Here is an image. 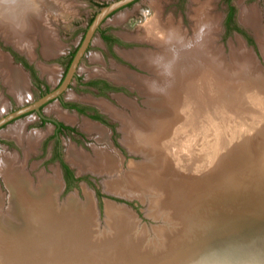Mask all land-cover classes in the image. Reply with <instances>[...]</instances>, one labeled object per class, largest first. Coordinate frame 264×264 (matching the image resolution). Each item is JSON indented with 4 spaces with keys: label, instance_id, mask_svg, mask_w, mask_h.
I'll return each mask as SVG.
<instances>
[{
    "label": "bare ground",
    "instance_id": "1",
    "mask_svg": "<svg viewBox=\"0 0 264 264\" xmlns=\"http://www.w3.org/2000/svg\"><path fill=\"white\" fill-rule=\"evenodd\" d=\"M40 1H42L40 17L32 20L31 30L27 33V40L31 43L25 45L24 37L14 38L5 32L7 40L29 57L34 56L36 37L43 42L42 49L49 56L59 53L62 49V44L56 40L57 30L50 25L51 23L49 24L47 18L43 17L44 7L53 9L52 6L58 5L60 0ZM192 1L198 6L191 8L193 13L190 16L192 23L190 27H183L181 21L174 25L171 18L166 24H162L160 15L157 14L155 21L153 19V27L161 26L164 33H155L154 37L141 36L139 33L134 36L136 39L149 42L155 48L124 52L127 58L144 69L148 68L146 70L149 71V76L130 72L123 67H119L116 73L110 74H107L105 69H95L96 74H107L115 81L126 82L139 89L140 93H144V90L151 96L155 94V97L145 100V103L149 104V109L140 108L134 102L126 103L128 100L125 99L123 106L130 110L129 113L123 108L112 107L100 99L81 98L72 92L68 95L73 99L93 101L119 120L120 130L126 138L125 144L133 153H140L145 158L140 162L131 161L130 169L122 172V158H118L108 150L96 147L95 154L91 155L75 150L71 145L68 159L80 172L89 169L108 176L104 185L108 191L111 189L141 197L146 201L148 195H152L151 189L162 190L160 192L164 197L160 204L174 206L176 215H181L187 224L185 226H189L190 231L185 235L187 237L184 244L190 242L193 249H198L210 241L214 246L215 240L210 237L226 234V249L222 253L219 252L220 257L215 260L219 264L221 262L246 264V257L251 253V249L248 248V229L245 230L246 221L236 213L248 212L249 203L264 201V93L257 88L263 86V81L257 78L254 80V86L251 85L253 87L239 81L247 78L249 69L259 70L251 48L247 47L241 36H237L238 41H229L231 53H225L223 44L218 43L221 14L210 12L209 15L206 13L203 16L206 12V2L200 4L199 0ZM239 3L240 20L255 32L264 54V37L259 22L262 11H258L259 8L256 6L244 5L243 1ZM28 8V0H19L20 13L26 12ZM121 19L119 18L120 21ZM201 25L211 29L205 44H202L200 38L194 34ZM174 31L178 32L173 33ZM0 54H6L11 58L9 52L0 51ZM99 58V56L95 57L94 60L99 61ZM157 58H162L163 63L172 65L173 75L166 76L153 66L152 62ZM3 62L0 59V82L6 85L19 100H25L31 94L26 73L13 67L7 72ZM39 68L49 79L54 78L58 73L55 66L52 68L39 66ZM154 84L162 91H154ZM5 102L6 100L2 102L3 106ZM46 112L72 124L80 122V126L89 133H97L100 141L106 135L107 130L104 126L87 121L86 118H79L62 109L58 103L49 105ZM33 119L34 116L21 120L6 131H9L8 137L15 138L22 146L24 158L12 157L8 153L0 154V160L6 165L0 166V174L3 175L10 191L8 207H5L3 194H0V264H16V259L21 260L23 256L32 252L36 259L31 260V263L50 262V258H53L52 252L57 249V245H66L67 242L72 245L77 244L74 249L71 247V252L74 251L75 255H81V249L88 250L92 247L89 234L93 225V213L95 215L96 210L92 194L87 195L86 203L81 206L72 195L68 200H64L63 204L59 203L58 193L61 189L59 169H56L52 175L39 173L37 181L26 169L25 160L37 152L47 132L38 129L29 131L27 127ZM188 124H191L188 129L193 132L194 137L186 145L190 146L192 143L193 149L198 148L194 158L201 162L189 173L191 174L188 175L189 177L183 176L182 181L178 178L179 183H175L171 174L180 172L181 167L180 164L174 163L173 159L178 158L175 156L177 151L182 154L185 152L184 133ZM248 143L252 147L263 145L257 154H254ZM152 154L155 156L151 157ZM256 158H260L262 162L258 167L255 166ZM209 161H212L210 169ZM218 169L220 173L228 175V182L235 183L230 187L227 185L218 198L206 200L212 206L218 205L211 207L206 221L199 227L193 222L199 214L198 208L194 205L195 200L190 201V199L196 198L204 189L210 192L209 188L219 176ZM251 174L254 181L246 180ZM194 190H198L197 194H192L188 200L186 192ZM232 191L233 197L230 199ZM224 192H228V196ZM113 202L115 201L110 200V203L106 204V210L113 220L119 241L123 237H129L132 218L127 215L124 207ZM59 205L66 206L61 214H58ZM222 216L235 222L224 227ZM220 218L221 222L218 221ZM254 238V235L249 237L251 241ZM197 242H200L201 246L194 247ZM218 243L221 244L222 241L219 239ZM181 244L182 241L177 247L168 251L170 253L161 262L156 263L152 259L148 261L147 257L139 256L130 248L128 250L130 256L116 260L112 264H188L184 262L187 255L184 257L179 250ZM236 259H240V263H235Z\"/></svg>",
    "mask_w": 264,
    "mask_h": 264
},
{
    "label": "rangeland",
    "instance_id": "2",
    "mask_svg": "<svg viewBox=\"0 0 264 264\" xmlns=\"http://www.w3.org/2000/svg\"><path fill=\"white\" fill-rule=\"evenodd\" d=\"M113 1L115 0H60L58 1V5L52 6L53 9L44 7L43 17L47 18L49 20V24L51 23L50 25L57 30L55 35L57 38L56 40L62 44V49L59 53L49 56L48 53H45L42 49L43 44L40 38L36 37L33 50L34 56L29 58L34 60L37 55L36 60H40L38 61V65H36V73H39L42 81L37 78L35 71L30 73L29 70L24 66L25 70L29 74L30 79H28L27 76L25 77L29 84L31 94L22 101L13 95L12 91H10L6 85L0 82V117L19 109L25 104L37 100L38 97L45 91L56 88L60 80L63 78L62 76L66 71V66L71 59V55H73V53H75L77 50L79 41H81L82 37L86 33V30L97 11ZM199 1L200 4L206 2V12L203 13V16H205L206 13L209 15L210 12L211 14H221V30L219 33L218 43L219 45L223 44L225 47V53H231L229 41H238L237 36H241L247 47L251 48V52L254 54L256 61L255 63L257 64L256 66L259 67V70L256 71L249 69L247 72V78L239 79V81H243L249 84V86H254V80L260 78V80L263 81V86L257 88H259V90L264 93V54L261 51V47L259 46L255 32L248 28L247 25L243 24L242 20H240L239 3L243 1L244 5L256 6L259 8L258 11H262V17L259 19V22L262 28V37H264V0ZM40 2L42 4V1ZM191 3L193 5H191ZM192 6L195 7L198 6V4L196 2L193 3L192 0H135L111 14L103 22L100 30L96 33L92 44L89 46L88 51L80 62L72 84H70L69 88L63 93L62 98L58 99V101L61 100L64 104L63 107L71 111H76L80 116L88 117L91 119V121H98L105 125L107 127L106 130H108L105 131L106 135L102 141L99 140V135L97 133H89L84 128H82V126H80V122L71 124L70 122L67 123L64 120L59 119V117L57 118L56 115L54 116L46 114V118L44 119L35 111L26 113L0 127V154L8 153L9 156L12 157L20 156L21 158H24L22 146L15 140V138L8 137L7 135L9 131H6L17 122L34 116V119L28 124L27 129L29 131L38 129L47 132L41 140L37 152L31 154L25 160L26 169L29 171L30 176L36 179L37 173L52 175L56 169H61V189L58 193L59 203L63 204L64 200H68L70 195L76 199V202L79 204V206L86 203L88 194H92L95 199L96 210L95 215L93 213V230L91 229L90 234H92H89V241L92 246L91 249L87 250L85 248L81 249L79 247L82 250L83 255H75L74 251L71 252V247L74 249V247L77 246L76 243H73V245L69 242H67L66 245L60 244L57 245L56 250L54 247L55 251L52 252L53 258H50V262H42V264H112V262L116 260L130 256L128 253L130 248L134 249V253L138 254L139 256L147 257L148 261L154 260L153 262L157 263L163 261L170 253L168 251H170L173 247H177L181 241L182 244L179 250L180 252L182 251L181 253L184 254V257L187 255V257L184 259L185 263H218L215 258L219 259L220 255H218V253H222L226 249V234H220L219 236L215 235L214 237L211 236L210 239L215 240L214 246L210 241L205 244V246H201L200 242H197L194 247H201L198 249H193L190 242L184 244L185 238L187 237H185V235L190 230L189 226H185L186 223L184 222L182 216L178 214L176 215L174 212V206L170 204L163 206L160 204L161 199L164 197L163 193L160 192L162 190L158 191L151 189L153 191L152 195H148V200L146 201L141 197L115 192L111 189L108 191L104 186L105 179L108 178V176L99 174L98 172H92V170L89 169V171L84 170L85 172H80L78 167H76L68 159V150L69 146L71 145L74 146L75 150L78 149L79 151H84L91 155L95 154L96 147L98 149L108 150L109 152L117 155L118 158H122V172H124V170L126 171L130 169L131 161L140 162L145 158L144 155H141L140 153H133L128 148L127 144H125L126 138H124L123 132L120 130L121 125L119 120L104 112L99 106L94 104L93 101L83 99L81 100L80 98L72 100L67 99L66 97L71 92H74L77 97L81 98L90 96H94V99L97 100L99 98H104L130 113V110L123 106V104L126 102L125 99L127 98L120 94L114 97V93H123L128 98L136 101L139 104L138 106L141 108L149 109V104H146L145 100L155 97V94L151 96L150 93H145L144 90V93L140 94L139 89L128 85L126 82L117 83L105 76H102V74H96L95 69H105L104 71H107V74L116 73L118 68H114L112 64L117 63L118 66L116 65V67H125L124 69L127 67L149 76V71L140 69V67H138L139 64L133 60L130 59L138 66L129 64V62L124 60L123 57L127 58L124 55V52H133L137 49L155 48V46L149 42L136 39L134 36L139 33L141 36L147 35V37H154V35H156L155 33H164L161 26L153 27V22L155 21V18H157V14L160 15V22L162 24H166L171 18L174 25H177V23L181 21L183 27H190L192 24L190 18L191 14L193 13V10L191 9ZM232 6L234 7V15L229 20L228 12ZM119 18H122L121 21ZM103 32L109 33L111 35L110 37L113 36L118 38L120 42L116 44L114 43L111 46L103 39ZM7 39L6 33L3 30H0V51L2 53L9 52L13 56L14 64L23 65L17 57L18 55L22 56L25 54L22 53V51L20 52L13 49V44ZM130 40L132 42H129ZM113 47H115L116 51H114ZM117 47H121L122 49ZM98 56L100 57L99 61H95V57ZM0 59L4 61L3 63L7 72L8 70L10 71L12 67L22 70L18 66L14 65L6 54H0ZM35 64L36 62L34 65ZM38 66H44L45 68H52V66H55V68L58 69V73L56 72L57 74L54 76V78L49 79L47 75H45L46 77L42 75L43 73ZM256 66L254 68H256ZM233 74H235V72H233ZM234 81H236V79H234ZM112 85H118L117 87L119 88H111ZM130 99H127L128 102L126 103L134 102ZM4 100H6V102L3 106L2 102ZM52 102L53 101L50 103ZM48 104L45 105L46 108L49 106ZM67 104L74 107H66ZM109 105L114 107L111 104ZM75 107L82 109L84 112L78 111ZM99 115H101L103 118L99 119L97 117ZM59 124H61L64 128H61ZM190 126L191 124L186 125V131L184 133V154H182L180 151H177L175 156L178 158L173 159V162L180 164L181 167L180 172H173L171 174L172 180H174L175 183H179L177 180L178 178L182 181L183 176L189 177L188 175H191L189 173L198 167L201 162L200 160H196L194 158L195 154L198 152V148L196 150L193 149L192 146H194V144L192 143L190 146L186 145V143H188L193 139L192 137H194L193 132H190L188 129ZM262 145L252 147L248 143V147L254 154H257L259 148ZM200 148L201 145L199 146V149ZM150 156L153 157L155 154ZM256 160L255 166L258 167L262 162L260 158H256ZM208 164L210 169L212 167V161H209ZM63 165H66L70 169V175H67ZM2 177L3 175L0 174V187L6 194L8 189L3 181L4 177ZM253 179L254 177L252 174L246 178L248 181H254ZM228 181V175L219 172V176L214 180L213 186L209 188L210 192L208 189H204L199 192L196 198L193 199H190V197L192 194H197L198 190L186 192V198L188 200L190 199V201L195 200L194 205H197L196 208H198L199 214L197 217H195V219H193V222L197 223L199 227H201L206 221L211 207L213 208V206L218 205L213 204L212 206L209 204V202H206V200L210 201L209 199L218 198L221 191L227 185L230 187L235 183H230ZM0 194H2L1 190ZM224 194L228 196V192H224ZM232 197L233 191L230 194V199ZM110 200L115 201L113 202L114 204L124 207L127 215L132 218L129 229V237H123L119 241L117 240L116 230L113 227V220H111V217L106 210V204L110 203ZM203 200H205V202ZM201 201H203L205 204L203 205ZM198 202H201L202 204ZM8 206V203L5 204V207ZM203 206H205L204 209ZM65 207L59 205L58 214H61ZM205 209L207 210V213ZM84 210L85 209H83V211ZM236 214L242 218L243 221H246L245 230L248 229V248L251 249V253L246 257V264H264V201L262 203H249L248 212L245 213L243 211H239ZM218 221L221 222V218ZM223 222H225L223 226L226 227L235 221L222 216V223ZM252 235L255 236L253 241L249 239V237ZM219 239L222 241L221 244L218 243ZM34 257L35 254H33V252L28 253L25 255V257L23 256L21 260L16 259V264H33L31 263V260L35 261L36 258ZM36 262L34 264H38V262ZM235 263H240V259H236ZM221 264H223V262H221Z\"/></svg>",
    "mask_w": 264,
    "mask_h": 264
},
{
    "label": "water",
    "instance_id": "3",
    "mask_svg": "<svg viewBox=\"0 0 264 264\" xmlns=\"http://www.w3.org/2000/svg\"><path fill=\"white\" fill-rule=\"evenodd\" d=\"M133 1H135V0H115V1L105 5L104 7H102L99 11H97L96 15L94 16L92 22L90 23L89 27L87 28L86 33H85L81 43L79 44L73 58H72V61L69 65V68H68L62 82L56 88L47 92L42 97H40L38 100H36V101H34L28 105L22 106L19 109L15 110L13 112L7 113L6 115H3L2 117H0V127L4 124L8 123L9 121L14 120V119H16V118H18V117H20L26 113H29L31 111L41 112V106L50 102L51 100H56L57 98H59L63 94V92H65L69 88V85L73 82V79L75 78L77 70L79 68L80 62L83 59L86 52L88 51L89 46L92 44L93 39H94L96 33L98 32V30L100 29L101 25L103 24V22L111 14H113L114 12L123 8L124 6L132 3ZM13 49H15L17 51V49L15 47H13ZM11 57L13 59L12 55H11ZM123 58L127 62L135 64L132 61L126 59L125 57H123ZM30 61H32V60H30ZM131 70H133V69H131ZM134 71H136V70H134Z\"/></svg>",
    "mask_w": 264,
    "mask_h": 264
},
{
    "label": "clouds",
    "instance_id": "4",
    "mask_svg": "<svg viewBox=\"0 0 264 264\" xmlns=\"http://www.w3.org/2000/svg\"><path fill=\"white\" fill-rule=\"evenodd\" d=\"M19 0H0V30L10 34L14 38L24 37L25 45L31 43L27 40V33L31 30L32 20L40 17V0H28L29 8L26 12L18 11ZM178 32L174 31L173 33ZM211 29L208 26L201 25L194 34L200 38V42L205 44ZM153 66L160 69L166 76L173 75V67L169 63H163L162 58H157L152 62ZM154 91H162L157 85H153ZM0 166L4 161L0 160Z\"/></svg>",
    "mask_w": 264,
    "mask_h": 264
},
{
    "label": "flooded vegetation",
    "instance_id": "5",
    "mask_svg": "<svg viewBox=\"0 0 264 264\" xmlns=\"http://www.w3.org/2000/svg\"><path fill=\"white\" fill-rule=\"evenodd\" d=\"M233 15H234V7L232 6V7H230V9H229V12H228V18H229V20L233 17ZM92 22V21H91ZM90 25V24H89ZM102 26V25H101ZM101 28V27H100ZM100 30V29H99ZM98 30V31H99ZM85 35V34H84ZM111 35L109 34V33H107V32H103V39L108 43V44H110L111 46L115 43H119L120 42V40L118 39V38H115V37H110ZM84 37V36H83ZM83 37H82V39H83ZM82 39H81V41H82ZM126 40V39H125ZM81 41H79V43H78V46H79V44L81 43ZM128 41V40H127ZM136 41V40H135ZM42 42V41H41ZM101 42L103 43V41L101 40ZM129 42H132L131 40L129 41ZM134 42V41H133ZM42 44H43V42H42ZM14 46V45H13ZM15 47V46H14ZM16 48V47H15ZM78 48V47H77ZM117 48H121V47H117ZM138 48H140V47H138ZM142 48V47H141ZM113 49H114V51H116V49H115V47H113ZM122 49V48H121ZM20 51V50H19ZM21 52V51H20ZM76 52V51H75ZM22 53H24V52H22ZM25 55H18V59L21 61V63L23 64V65H21V64H14V61H13V59H12V57L10 58L11 59V61L13 62V64L14 65H16V66H18V67H20L22 70H23V72H25L26 73V76L28 77V79H30L29 78V74H28V72L25 70V68H24V66L29 70V72L30 73H32V71H35V73H36V65H38V61H40V60H36V58H37V55H36V58L34 59V60H32V59H30L29 58V56L26 54V53H24ZM74 54L75 53H73V55H71V59H70V61H69V63L67 64V66H66V71H65V73H64V75L62 76L63 78L60 80V82H59V84L62 82V80L64 79V77H65V74H66V72H67V70H68V68H69V65H70V63H71V61H72V58H73V56H74ZM27 55V56H26ZM127 59V58H126ZM30 60H32V61H30ZM128 60H130L129 58H128ZM131 61V60H130ZM36 62V64L34 65V63ZM129 64H132V63H130L129 62ZM116 65L118 66V64L117 63H113L112 64V66H114V68H119V67H116ZM132 65H134V66H138V65H136V64H132ZM39 67V66H38ZM138 67H140V69H144L143 67H141L140 65L138 66ZM125 68V67H124ZM40 69V68H39ZM126 69H128V70H130V71H132V72H135V73H137V74H139V75H142V76H146V74H143V73H141V72H137V71H134V70H131V69H129V68H127L126 67ZM144 70H146V69H144ZM148 71V70H147ZM43 76H45L44 74H42ZM36 76H37V78L39 79V80H41L42 81V78L39 76V73H36ZM102 76H105V77H107V78H109V79H111V80H113L112 78H110L108 75H102ZM46 77V76H45ZM74 80V79H73ZM113 81H115V80H113ZM29 82H30V80H29ZM115 82H117L118 83V81H115ZM119 83H121V82H119ZM58 84V85H59ZM72 84V83H71ZM57 85V86H58ZM56 86V87H57ZM111 88H115V89H117V88H119V87H117V86H111ZM49 91H51V90H47V91H45L44 93H42L39 97H38V99L40 98V97H42L43 95H45L47 92H49ZM64 93V92H63ZM74 93V92H73ZM139 93H140V91H139ZM75 94V93H74ZM118 94H120V95H123L125 98H127V99H130V98H128L127 96H125L123 93H114V97H116ZM141 94V93H140ZM62 96H63V94L59 97V98H57V100H51V101H53L52 103H50V102H48V103H46V104H48V105H51V104H53V103H58V105L62 108V109H64V110H67V111H69L70 113H73V114H75V115H77L79 118H86L87 119V121H91V119L90 118H88V117H84V116H80L79 115V113H77L76 111H71V110H69V109H67V108H65V107H63L64 106V104L62 103V101L61 100H59L58 101V99H61L62 98ZM67 97H68V95H67ZM66 97V98H67ZM90 97H92V98H94V96H90ZM96 98V97H95ZM37 99V100H38ZM67 99H72V100H74V99H76V98H70V97H68ZM99 99H101V100H103V101H106L107 103H109V104H111V105H113L114 107H116V108H121V107H118V106H116V105H114L113 103H111L109 100H106V99H104V98H99ZM130 100H132V99H130ZM34 101H36V100H34ZM34 101H32V102H34ZM132 101H134V100H132ZM32 102H30V103H32ZM137 105H139L136 101H134ZM30 103H28V104H30ZM28 104H25V105H28ZM46 104H44L43 106H41V112H38V111H35V112H37L38 114H40V116H42L44 119L46 118V116H45V114L46 115H54V114H50V113H47L46 112ZM94 104H96V103H94ZM25 105H23V106H25ZM47 105V106H48ZM97 105V104H96ZM44 106H45V108H44ZM97 106H99V105H97ZM66 107H69V108H73L74 106H70L69 104H67V106ZM100 107V106H99ZM140 107V106H139ZM44 108V109H43ZM78 111H80V112H84L82 109H78L77 107H75ZM104 112H106V113H108L109 115H111L109 112H107L106 110H104L102 107H100ZM141 108V107H140ZM143 109H145V108H143ZM44 111V112H43ZM32 112H34V111H32ZM55 116V115H54ZM57 117V116H56ZM96 117V116H95ZM99 119L100 118H103V117H101V115H99V116H97ZM111 117H113V116H111ZM58 118V117H57ZM97 118V119H98ZM114 118V117H113ZM60 119V118H59ZM116 119V118H115ZM62 120V119H61ZM51 121H54V120H51ZM65 121V120H64ZM67 122V121H66ZM92 122H95V123H99L100 125H102V126H104L105 128H107L105 125H103L101 122H98V121H94V120H92ZM120 122V121H119ZM67 123H69V122H67ZM72 124V123H71ZM120 125H121V123H120ZM59 126L61 127V128H64L61 124H59ZM108 130V129H107ZM65 166L66 165H63V167H64V169H65V172L68 174V171L66 170V168H65ZM70 170V169H69ZM59 171H60V173H61V169H59ZM70 174V173H69ZM3 178V177H2ZM37 178H38V173H37ZM37 178H36V181H37ZM3 181H4V183H5V185H6V187H7V184H6V181L4 180V178H3ZM7 189H8V187H7ZM0 190H1V192H2V194H3V198H4V203L5 204H9L10 203V191H9V189H8V192L5 194L3 191H2V189H1V187H0ZM7 200V201H6Z\"/></svg>",
    "mask_w": 264,
    "mask_h": 264
},
{
    "label": "trees",
    "instance_id": "6",
    "mask_svg": "<svg viewBox=\"0 0 264 264\" xmlns=\"http://www.w3.org/2000/svg\"><path fill=\"white\" fill-rule=\"evenodd\" d=\"M66 170L68 171V174L67 175H70L71 174V171L69 170V168L67 166H65ZM70 173V174H69Z\"/></svg>",
    "mask_w": 264,
    "mask_h": 264
}]
</instances>
